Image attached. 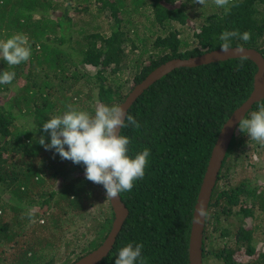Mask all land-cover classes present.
I'll return each mask as SVG.
<instances>
[{
	"label": "trees",
	"instance_id": "obj_1",
	"mask_svg": "<svg viewBox=\"0 0 264 264\" xmlns=\"http://www.w3.org/2000/svg\"><path fill=\"white\" fill-rule=\"evenodd\" d=\"M78 1L0 0V40L23 34L31 47L30 59L18 66L0 59V72L16 74L11 84L0 85V264H54L55 246L51 257L46 255L48 242L57 237L54 227L61 229L63 217L82 216L96 202L104 200L102 208L108 209L95 238L63 264L97 249L113 225L106 190L85 178V165L61 159L55 149L38 143L41 135L46 143L51 140L44 122L69 105L93 113L100 103L121 104L161 64L220 48L225 30L249 31V41L232 38L231 47L264 55V0H235L238 6L227 13L213 0L202 6L191 0ZM240 60L178 67L129 107L127 113L140 124L121 129L130 139L129 155L134 158L146 147L150 155L144 177L130 192L120 193L128 215L113 248L96 264H114L129 243L144 245V264H189L194 209L213 147L254 88L257 66L246 58L236 70ZM125 73L132 75V84L123 80ZM260 104L264 100L246 117ZM30 125L37 131H27ZM263 149L237 127L207 213L204 264H239L240 256L256 255L254 234L260 227L247 224V217L258 209L264 216V184L247 175L232 178ZM51 202L58 210L47 215ZM33 205L39 208L34 224L47 220L30 231L34 248L21 239L24 221L34 218L27 209ZM48 227L51 234L45 232ZM246 264H264V253Z\"/></svg>",
	"mask_w": 264,
	"mask_h": 264
},
{
	"label": "clouds",
	"instance_id": "obj_2",
	"mask_svg": "<svg viewBox=\"0 0 264 264\" xmlns=\"http://www.w3.org/2000/svg\"><path fill=\"white\" fill-rule=\"evenodd\" d=\"M182 2L183 0H176L177 4ZM191 2L202 6L206 0ZM213 3L218 8H224L226 13L231 7L238 6L235 0H213ZM232 38H240L247 42L251 39V33L245 31L241 34L239 30H225L219 37L222 41L220 46L222 51L227 52L231 49ZM237 51L243 53L244 49L240 47ZM30 57L31 47L26 35L14 34L6 40H0V59L9 67L27 62ZM246 58L244 55L241 56L236 70L243 66ZM15 75L14 71L0 72V85L11 84ZM238 121L239 131L246 133L249 140L264 146V104H260L249 117L242 116ZM129 126L140 128L136 118L127 113L120 104L109 106L100 103L93 113L69 105L68 110L62 115L53 116L42 124L43 131L50 133V143H46L43 135L39 137L38 143L46 150L55 149L61 159L71 160L75 164L83 163L85 178L103 185L106 199L112 200L122 192H130L134 182L144 177L148 164L150 149L147 147L134 158L129 155L130 139L121 134V129ZM37 129L35 125H30L27 131L35 132ZM28 215L31 218L34 210H29ZM206 215V210L201 207L199 216ZM143 247L142 243L136 244L135 247L131 243L123 246L119 249L114 264H137V261L144 264L141 251Z\"/></svg>",
	"mask_w": 264,
	"mask_h": 264
},
{
	"label": "water",
	"instance_id": "obj_3",
	"mask_svg": "<svg viewBox=\"0 0 264 264\" xmlns=\"http://www.w3.org/2000/svg\"><path fill=\"white\" fill-rule=\"evenodd\" d=\"M240 47L243 46L231 47L227 52L218 48L198 56L171 59L155 68L142 82L133 88L125 101L120 104L128 112L129 107L145 89L178 67H197L232 58H241L242 55L253 60L257 66L254 76V88L250 97L225 122L213 147L194 209L189 241V264H204L203 239L207 215L204 217L199 216V209L203 207L206 213H208L212 194L222 170L223 162L238 127V120L242 116L246 117L257 102L264 100V55L259 50L248 47H243L244 52L240 53L237 51ZM110 204L115 218L111 231L105 241L97 249L81 257L73 264H96L113 248L117 235L128 215V209L120 194L110 200Z\"/></svg>",
	"mask_w": 264,
	"mask_h": 264
},
{
	"label": "rangeland",
	"instance_id": "obj_4",
	"mask_svg": "<svg viewBox=\"0 0 264 264\" xmlns=\"http://www.w3.org/2000/svg\"><path fill=\"white\" fill-rule=\"evenodd\" d=\"M83 0H80L78 2H81ZM75 4L77 2H74ZM89 72H93V70H90ZM123 80H129L130 84L133 83V77L130 74H124L122 75ZM3 96V95H1ZM264 149L260 151V153L253 154V156H250V160L246 163L248 164L245 171H241L244 173L235 174V176L232 178L235 181L240 180L243 176H248L249 178H257L262 185L264 184ZM241 167H239V170ZM258 182H256L257 184ZM104 201V200H103ZM102 202H96L95 205L93 204L90 211H87L82 216L76 217L78 215L69 214L68 217H73L72 219H65L63 217L62 224L63 226L60 228H56V238L48 242L50 245L48 248H46V255L50 256V251L54 249L55 246L56 250L52 253L54 255V264H63L65 263L69 258L71 253L73 254L75 251H79L83 248V244L92 238H95V233L97 228L99 227L100 221L104 218L103 210L108 209V206H104L102 208L101 203ZM105 202V201H104ZM51 208L47 211V215H49L51 212H56L58 210L57 208L52 207L51 202ZM28 210H35L39 209L37 208V205L30 206L27 208ZM260 209L254 210V215L247 217V224H251L253 227H256L259 225L260 228H257L255 230V247H256V255H244L239 257V264H246L249 260L252 258H255L259 255L260 252L264 253V219L263 214L259 213ZM27 213V212H25ZM35 214V213H34ZM35 215L33 219H30V221H24L21 228L23 230L21 233L23 236L21 237L22 243L29 242L30 247L34 248V240L32 235V229L36 226H39V224H47L46 217L42 219H38V224H34L36 221ZM66 220V221H65ZM31 231V232H30ZM53 231L52 228H47L45 230L46 233L51 234ZM215 237V236H214ZM213 238V237H212ZM219 242V241H218ZM21 245V243H19ZM52 245V246H51ZM216 245V244H215ZM214 244L213 246L216 247ZM217 248V247H216ZM212 264H223L221 260H214Z\"/></svg>",
	"mask_w": 264,
	"mask_h": 264
},
{
	"label": "flooded vegetation",
	"instance_id": "obj_5",
	"mask_svg": "<svg viewBox=\"0 0 264 264\" xmlns=\"http://www.w3.org/2000/svg\"><path fill=\"white\" fill-rule=\"evenodd\" d=\"M214 244V243H213Z\"/></svg>",
	"mask_w": 264,
	"mask_h": 264
}]
</instances>
